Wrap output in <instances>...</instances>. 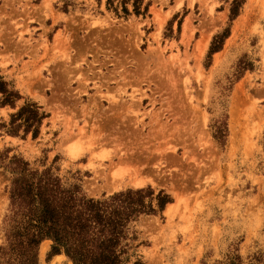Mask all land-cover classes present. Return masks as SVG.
Wrapping results in <instances>:
<instances>
[{
	"label": "rangeland",
	"instance_id": "1",
	"mask_svg": "<svg viewBox=\"0 0 264 264\" xmlns=\"http://www.w3.org/2000/svg\"><path fill=\"white\" fill-rule=\"evenodd\" d=\"M232 2L0 0V78L20 95L0 104V124L27 100L47 114L36 138L0 128V150L93 198L165 190L162 216L134 225L131 263L258 264L264 254V0H245L231 21ZM9 183L0 169V245ZM51 247L40 244L39 264L72 262Z\"/></svg>",
	"mask_w": 264,
	"mask_h": 264
},
{
	"label": "trees",
	"instance_id": "2",
	"mask_svg": "<svg viewBox=\"0 0 264 264\" xmlns=\"http://www.w3.org/2000/svg\"><path fill=\"white\" fill-rule=\"evenodd\" d=\"M141 0H135V3ZM245 0H233L230 20L240 13ZM127 0H123L126 3ZM124 13L129 10L124 6ZM135 5L138 15L146 13ZM230 29L215 35L209 49V57L222 49ZM1 106H16L19 92L0 78ZM47 114L32 100H27L10 121L0 124L10 135L33 138ZM228 133L227 125L215 132L222 144ZM12 149L0 150V169L10 176L8 186L9 207L1 231L4 243L0 245V264H39V246L51 240V255L65 254L73 264H144L136 259L131 263L130 250L138 235L134 228L143 216H162L172 197L163 189L158 192L151 186L129 188L103 195L89 197L80 183L66 184L52 167L34 168L23 156L10 155ZM264 264V254L253 258ZM229 264H242L238 255Z\"/></svg>",
	"mask_w": 264,
	"mask_h": 264
},
{
	"label": "bare ground",
	"instance_id": "3",
	"mask_svg": "<svg viewBox=\"0 0 264 264\" xmlns=\"http://www.w3.org/2000/svg\"><path fill=\"white\" fill-rule=\"evenodd\" d=\"M170 206H171V204L167 207V210L169 209ZM41 247H42V249H43V244H42ZM62 256H63V255H62ZM63 257H64L65 259H67V257H66L65 255H64ZM69 264H73V263H72V262H69Z\"/></svg>",
	"mask_w": 264,
	"mask_h": 264
}]
</instances>
